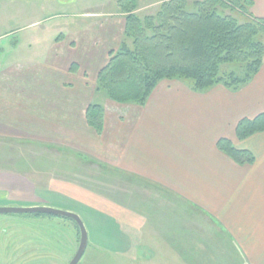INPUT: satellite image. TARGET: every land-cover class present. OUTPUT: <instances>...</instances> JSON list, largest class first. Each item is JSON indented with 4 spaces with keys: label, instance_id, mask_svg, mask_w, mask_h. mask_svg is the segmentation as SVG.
Masks as SVG:
<instances>
[{
    "label": "crops",
    "instance_id": "obj_1",
    "mask_svg": "<svg viewBox=\"0 0 264 264\" xmlns=\"http://www.w3.org/2000/svg\"><path fill=\"white\" fill-rule=\"evenodd\" d=\"M260 5L254 0L256 16H264ZM124 25L125 20L80 31L71 46H83L79 60L63 59L64 45L56 42L41 62L15 61L0 68V140L71 150L99 168V175L109 171L118 177L99 194L56 181L48 187L76 201L78 210L64 208L85 225L84 212L92 230L103 233L99 249L108 247L142 264H193L191 248L198 242L206 249L200 261L218 264L226 255L215 243L218 234L229 238L227 255L235 253L239 264H264V132L244 140L235 134L241 118L264 111V63L237 90L218 84L198 92L182 81L162 80L144 105L107 100L97 133L85 111L93 102L97 73L117 48ZM221 138L250 151L254 162H234L218 149ZM116 188L120 197L112 194ZM0 191L22 205H49L30 181L8 170L0 171ZM194 221L203 222L195 234ZM7 247L13 259L17 251Z\"/></svg>",
    "mask_w": 264,
    "mask_h": 264
},
{
    "label": "rangeland",
    "instance_id": "obj_2",
    "mask_svg": "<svg viewBox=\"0 0 264 264\" xmlns=\"http://www.w3.org/2000/svg\"><path fill=\"white\" fill-rule=\"evenodd\" d=\"M162 1L164 0H135L134 7L128 4L121 10L117 4L119 0H0V68L15 61L41 62L58 45H64V50L60 51L63 59L73 57L79 60L82 57L79 52L83 46L77 43L75 48L72 47L80 31L97 25L123 22L130 7L137 15L154 14ZM260 2V8L264 10V0ZM249 10L253 13L252 6ZM122 34L123 32L117 36V48ZM56 42L61 43L56 45ZM66 45L72 46V50H67ZM81 77L83 76L80 74ZM86 81L89 88L93 87L92 78ZM107 100L112 101L103 91L95 89L93 103L103 105ZM88 161L83 155H76L71 150L60 151L40 144L0 140V171L8 170L30 181L35 186L37 196L48 202L49 205L45 206L63 210H67L64 207L69 206L79 209L76 201L68 200L65 195L59 196L58 192L48 189L55 181L60 186L89 194L106 192L108 183H115L113 180L118 177L109 171L106 175H99V168ZM108 192L111 190L108 189ZM112 194L120 197L122 191L116 188ZM26 203L28 201L25 202L26 206L44 205L38 202ZM25 205L18 201H9L7 195L0 191V206ZM80 211H84L83 208ZM81 213L88 232V243L78 264H142L110 253L108 247L99 249L96 243L100 241L98 238L104 237L103 233L94 232L88 217L84 212ZM201 224L202 221H194V234L201 228ZM106 236L108 237L107 232ZM228 239L221 238L218 234L215 236V243L222 245L226 253L218 264H228L232 257L234 264H239L235 253L233 256L227 255L230 247ZM8 244L17 251L13 259L10 257L12 250L9 247L5 249ZM77 245L78 230L72 220L54 216L0 214V264H9L10 259V264H24L26 255L27 264H67ZM192 249L193 264H204L200 260L206 249H202L198 242H194Z\"/></svg>",
    "mask_w": 264,
    "mask_h": 264
},
{
    "label": "trees",
    "instance_id": "obj_3",
    "mask_svg": "<svg viewBox=\"0 0 264 264\" xmlns=\"http://www.w3.org/2000/svg\"><path fill=\"white\" fill-rule=\"evenodd\" d=\"M135 0H119L123 10ZM254 0H164L154 14L127 10L119 47L98 71L95 89L114 102L144 105L162 80H179L193 91L221 84L237 90L249 83L264 63V16L249 9ZM73 67V65H72ZM103 106L90 103L87 124L100 133ZM264 132V111L241 118L238 140ZM217 147L237 164H252L254 155L227 138ZM61 151V150H60ZM40 216V214H33Z\"/></svg>",
    "mask_w": 264,
    "mask_h": 264
},
{
    "label": "water",
    "instance_id": "obj_4",
    "mask_svg": "<svg viewBox=\"0 0 264 264\" xmlns=\"http://www.w3.org/2000/svg\"><path fill=\"white\" fill-rule=\"evenodd\" d=\"M0 214H43L72 220L78 229L79 239L76 251L67 264H78L85 252L88 243V233L82 219L75 212L45 205H34L0 206Z\"/></svg>",
    "mask_w": 264,
    "mask_h": 264
},
{
    "label": "flooded vegetation",
    "instance_id": "obj_5",
    "mask_svg": "<svg viewBox=\"0 0 264 264\" xmlns=\"http://www.w3.org/2000/svg\"><path fill=\"white\" fill-rule=\"evenodd\" d=\"M25 215H33V214H25ZM40 216H48L49 217V215H43V214H40ZM29 253V252H28ZM69 262V261H68Z\"/></svg>",
    "mask_w": 264,
    "mask_h": 264
}]
</instances>
